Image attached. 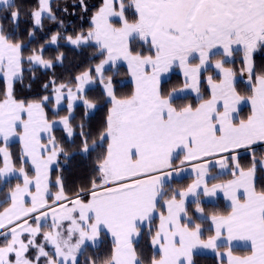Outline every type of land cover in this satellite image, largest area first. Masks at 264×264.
Masks as SVG:
<instances>
[{"label": "snow or ice", "instance_id": "snow-or-ice-1", "mask_svg": "<svg viewBox=\"0 0 264 264\" xmlns=\"http://www.w3.org/2000/svg\"><path fill=\"white\" fill-rule=\"evenodd\" d=\"M79 3L87 11L84 0ZM38 4L30 13L33 29L42 27L45 15L56 19L51 0H38ZM0 5L8 10L5 18L13 24L11 31L0 24V77L6 85L0 99V140L4 145L0 146V180L6 182L14 176L22 179V183H17L0 201V237L3 238L0 264H41L42 260L44 264H80L79 257L85 246H99L102 228L111 234L114 244L103 264H142L133 238L139 234V224H150L158 197L165 195V180L180 171L172 163L176 148L185 152L181 166L188 161L204 162L195 165L197 178L186 190H178L164 201L167 215L160 214L159 227L151 240L152 245L159 246V256L153 257L149 264H195L194 250L198 247L216 249L224 229L228 241L234 238L251 241L249 255L233 256L229 250L228 264H264V190L256 189L257 161L253 154L251 166L244 168L233 155L238 149L264 142V73L256 74L252 62L254 51L264 46V0H130L127 6L124 0H103L92 16V27L87 33L65 37L77 47L95 42L98 54L105 58L95 65L94 71L112 105L101 133V140L107 138L109 143L97 162V176L90 193L79 192L75 198L65 194L61 177L54 182L50 180V167L57 156L62 153L67 156L57 146L51 131L62 122L69 138L76 134L70 124L72 101L92 82L93 69L74 78L77 95L64 84L53 88L57 105L64 99L67 88L69 115L59 121L50 122L46 116L44 103L50 99L48 96L38 101L17 100L13 84L17 79L22 81L25 62L30 66L28 71L31 66L50 69L54 64L43 58L44 46L25 57L26 45L14 38L20 10L14 8V0H0ZM128 8L135 10L136 18L131 22L125 15ZM113 18L118 19V25L113 24ZM34 34V30H29L30 37ZM137 38L147 43L154 54L134 52L131 41ZM58 39L59 34H53L50 43L56 44ZM234 45L242 46L250 96L243 97L237 92L235 73L224 67L223 60H216L214 65L222 78L218 82L211 76L207 78L210 99L201 100L196 106L173 107L175 92L162 94L160 75L174 63L179 64L184 76L191 81L185 87L199 93V74L211 63L212 50L220 46L223 55L231 57ZM197 54L199 63L190 65L189 61L197 58ZM63 58L64 54L60 53L55 59L62 63ZM121 59L127 61L135 89L131 96L118 99L112 78L105 80L104 69L105 65ZM50 83L54 85L55 81ZM47 87L45 84L44 88ZM244 99L251 102V113L236 122L233 113ZM220 102L223 111L219 110ZM83 103L86 109L96 107L86 99ZM24 114L27 119L22 118ZM18 124L23 128L22 133L16 131ZM78 127L83 144L80 151L87 154L96 144L89 145L90 133L84 131L83 123ZM41 132L49 134L48 145L41 144ZM14 135L19 136L22 143L19 169L7 147L9 138ZM215 157H220L216 163L222 169L229 166V159L233 162L234 178L209 188L205 177L209 160ZM28 160L35 172L33 176L23 166ZM53 183L58 188L54 194L50 191ZM201 186L205 196L223 188L232 201V211L227 216L210 217L215 235L206 240L201 239V224L187 215L184 200L190 194L194 196L195 211L203 213L197 192ZM240 189H243V201L237 195ZM82 194H90V199L85 202ZM177 195L180 200L176 199ZM5 204L7 206H3ZM182 214L185 223H181ZM45 225L49 230L42 231ZM38 236L43 237L40 243H37ZM33 251L35 255H30ZM86 264H96V261L88 259Z\"/></svg>", "mask_w": 264, "mask_h": 264}, {"label": "trees", "instance_id": "trees-1", "mask_svg": "<svg viewBox=\"0 0 264 264\" xmlns=\"http://www.w3.org/2000/svg\"><path fill=\"white\" fill-rule=\"evenodd\" d=\"M103 0H84V6L87 11L80 6L79 0H51L52 12L56 19H50L48 16H44L42 19V27L33 29V20L30 13L39 7L38 0H14V8L20 10L19 27L15 29V39L23 42L26 47L24 49V55L27 57L32 53L34 49L39 50L41 46H44L42 55L45 58L53 61L54 66L50 69H42L38 66H31V71H28L29 65L27 62L24 64L25 71L23 72L22 81L17 79L13 84L14 96L17 100H23L25 102L38 101L44 96H48L50 99L44 103V111L48 120L60 118L69 114L68 106L62 105L54 111L51 108L53 102V95L55 92L53 88L64 84L67 88H76L75 77L80 75L88 69L91 71L93 85L87 87L81 94V98L73 103V110L71 113L70 124L74 129L75 135L70 140L64 133V129L61 127H54L52 130V136H54L58 142L60 148L66 151L77 150L70 156L65 157L60 154V160L57 165L51 169V181L54 182L59 176L63 180L65 194L71 198L76 196L79 192H86L91 189L92 181L97 176L96 165L107 148L108 139L101 140V133L106 127V117L108 111L111 108L109 98L106 96V92L98 79L95 78L94 66L98 64L104 56L98 54V48L92 42L88 45H82L80 47L70 45L65 39L66 36H75L78 33H87L92 27L91 19L93 14L102 5ZM127 6L130 0H124ZM67 9V11H64ZM7 9L2 6L0 8V24L5 27L6 31H11L13 28L12 21L6 19ZM134 8H128L125 12L126 17L131 22L136 17L134 14ZM29 30H34V36H29ZM59 34V39L56 44H47L50 41L53 34ZM131 47L134 52H140L143 55L154 54L149 50L147 43L140 41L138 38L131 41ZM64 54L62 63L56 61L57 55ZM243 54L241 50L233 51V58L230 60H224V66L231 68L235 73V87L237 92L241 96H250V85L245 83L239 78V74L243 65ZM222 58L221 53H213L210 56L212 60H220ZM195 61L194 59L191 60ZM252 62L254 64L256 74L264 73V46H258L252 55ZM213 67H207L201 72L202 79L200 81V88L204 90V94L199 98H193L192 94H186L182 96H176L172 98V105L174 107H182L187 104L196 106L201 100L208 98L209 90L207 87L206 77L210 75L213 80H219L221 75L214 71ZM33 75L35 79H33ZM104 77L112 78V87L115 90V95L118 99L126 98L132 95L134 91V84L129 76V70L125 64H119L116 67L106 68L104 70ZM54 80L53 85L50 81ZM47 84V89L44 85ZM30 85V87H29ZM183 85L182 76L176 67L173 68L169 78L160 83L161 91L164 96H167L173 89ZM5 81L0 77V99H3L5 91ZM65 88L64 90H67ZM89 100L93 102L96 107L93 109H86L83 101ZM242 113H245V107ZM87 112V115H86ZM83 123L85 125L84 131L90 133L88 136V143L92 145L96 144L94 150L89 151L87 154H82L81 149L83 147L81 136L79 135L80 128L78 125ZM49 138V137H48ZM45 139V138H43ZM1 144V142H0ZM14 165L21 167V144L18 141H12L7 144ZM257 156L256 161L258 163L259 150L255 149L253 152H249L246 155V162L241 163V166L246 168L252 164V155ZM177 158L175 159V163ZM2 166V163H0ZM23 166L27 167V163ZM28 174L32 173L29 168L26 170ZM256 176V189L257 191L264 190V173L261 168L257 167ZM191 177L186 176L180 179H174L170 183L164 185L165 195L160 198L157 204L158 216H156L150 224L141 226L139 229L138 237L133 241L137 254L142 261V264H149L153 257L158 258L159 252L154 250L151 240L156 230V225L161 213L164 212V200L170 198L174 192L178 190H184L189 185ZM18 178H12L10 183L20 182ZM99 181H97L98 183ZM52 190L57 187L50 184ZM90 194H84L82 199H88ZM178 196V195H177ZM51 202V197L49 198ZM200 207L203 209V213H197L195 211V201L189 202L186 205L187 215L191 217L196 223H200L202 227L201 239L206 240L209 236H212L213 230L210 225V217L212 215H226L230 212V207L225 204L221 198L210 201H199ZM186 220L183 218L182 223ZM151 228V232L149 231ZM3 243V238L0 237V244ZM114 244L112 240L102 232V239L99 246L93 248L86 246L82 250V254L79 257L80 264H86L88 259L95 260L96 264H103V261L110 257ZM240 254L247 252V249H236ZM30 255H34L32 252ZM195 264H225L215 254L211 253H199L194 254Z\"/></svg>", "mask_w": 264, "mask_h": 264}, {"label": "crops", "instance_id": "crops-1", "mask_svg": "<svg viewBox=\"0 0 264 264\" xmlns=\"http://www.w3.org/2000/svg\"><path fill=\"white\" fill-rule=\"evenodd\" d=\"M220 48L221 47L218 46L217 48H215L213 50L214 51H216V50L217 51H222ZM126 66L128 68V65H126ZM128 70H129V68H128ZM129 74L131 76L132 82L134 84V89H135V81H134V78L131 75L130 70H129ZM221 78H222V76H221ZM241 78H242V80L245 83L249 84L247 77H244V78L241 77ZM219 80H214V81L218 82ZM207 83H208V81H207ZM210 98H211V88L209 89V96H208V98L203 99V100H207V99H210ZM244 107H245V113L244 112L242 113V110H244L243 109ZM219 110L220 111H223L222 102H220V104H219ZM250 113H251V102L249 100H247V99H244V100H241L239 102V104L236 106V111L233 113V117H234V120L236 122H238V118L246 119L247 116ZM261 145H263V147L260 148V149H257V150H259V154H260L259 157H258L257 167L259 166L261 168V164H264V142H257L251 148H241V149H238L235 153H233V155H236L237 156L240 164L242 162L245 163L246 162L245 161L246 160V155L245 154H247L251 150H254L253 149L254 147H258V146H261ZM181 154L185 155V152H184V150L182 148H176V149L173 150L172 163H173L174 168L179 167L180 168V171L178 173L173 172V175L170 178H168V179L165 180L164 185L170 183L174 179H180V178H183V177H186V176H189V177L192 178V180L190 181L189 185L192 184L196 180L197 174H196L195 165L200 164V163H203L204 161H188V162H185L181 166L180 165V161L183 160L184 158H182L179 162H176L175 163L176 157L179 156V155H181ZM225 155H227V154H225ZM219 158L220 157H215V158H211L209 160L208 173H207V176L205 177L206 183H207V185H208L209 188H211L213 184H223V183H226L227 181L232 180L234 178L233 175H232V173H233L232 163L233 162L229 159V161H228L229 166L222 169L220 167V165L218 163H216V161ZM251 158L253 159V155H252ZM256 158H257V156H255V159ZM246 168H248V167H246ZM261 170L264 173V168H261ZM256 176H257V172H256ZM188 186H187V188H188ZM186 189H184V190H186ZM197 192L199 193V195H203V186H201L200 188H198L197 189ZM237 195H238L239 199L241 201H243V199H244L243 189L238 190ZM160 198L161 197H158L157 204H158V201L160 200ZM193 198H195V197L192 196L191 194L189 196H187V197L184 198V200H185V207H186L187 203L193 201L192 200ZM205 198H207V200H209V201L210 200H215L217 198H221L225 202V204L230 207V212L232 211V201H231V199L228 196L225 195V192H224V189L223 188H218L216 190V192H215L214 195L205 196ZM176 199L177 200H180L181 197L180 196H177ZM165 200H167V199H165ZM157 204H156V208L154 209V211L152 213V219H154L156 216H158ZM163 214L164 215H167V207H166L165 203H164V212H163ZM228 214H226V215H219V216H227ZM182 219H183V214H182ZM182 219H181V223H182ZM159 223H160V219H158L157 229L159 227ZM210 225H211L212 230H213L212 235H215V226L212 224L211 220H210ZM138 226H140V224ZM106 234H107V236L113 242V238H112L111 234L109 232H107ZM137 237H138V235L133 238V241ZM227 237H228L227 230L224 229V230H222L221 236L217 240L218 247L216 249H211V248H207L206 249V248H203V247H198L197 249L194 250V254H199V253H205V254L211 253V254H215L225 264H228L227 252L229 250H231L233 256H241V257H243V256L249 255L251 253V241L250 240L240 239V238H234L233 240L228 241V238ZM156 247L158 248V252H159V246L156 245ZM236 249H247V252L244 253V254H240L238 251H236ZM220 253H223L224 254L223 257H221L219 255Z\"/></svg>", "mask_w": 264, "mask_h": 264}, {"label": "rangeland", "instance_id": "rangeland-1", "mask_svg": "<svg viewBox=\"0 0 264 264\" xmlns=\"http://www.w3.org/2000/svg\"><path fill=\"white\" fill-rule=\"evenodd\" d=\"M2 6H3V5H0V8H1ZM117 10H118V8H117ZM45 16H46V15H45ZM112 22H113V24H116V25L119 24V21H118V19H116V18H113ZM67 42H68V41H67ZM91 42H92L93 44H95L94 41H91ZM68 43H69V42H68ZM47 44H52V43H50V41H49V42H47ZM69 44H70V43H69ZM70 45H71V44H70ZM233 48H234V50H235V49H240V50L242 51V46L234 45ZM220 49H221L222 51H217V50H216V52H215L214 50H212V52H214V53H217V52H220V53H221L222 58H220V60H223V61H224V60L227 59V58H233V55H232L231 57H225V56L223 55V49H222V47H221ZM212 54H213V53H212ZM242 54H243V51H242ZM43 58L46 59V60H49L48 58H45L44 56H43ZM104 58H105V57H104ZM104 58H103V59H104ZM242 58H243V57H242ZM191 60H192V59H191ZM191 60L189 61V64H190V65H196V64H198V63H199L198 54H197V58H194L195 61H192V62H191ZM210 60H211V59H210ZM215 61H216V60H213V59H212L210 64L205 65V66L201 69L200 74H199V84H198V87H199V93H197L196 90L193 89V88H186V87H185V85H186V84H190L191 81H190L189 79H187V78L184 76V70L179 66L178 63H174V64L169 68V70H168L167 72H163V73H161V75H160V83H161L162 81L166 80L167 78H169L171 72L173 71V68L176 67V69H178L179 73H180L181 76H182L183 85L177 87L175 90L173 89V90L170 92V93L175 92V94L173 95L172 98H174V97H176V96H182V95H186V94H192V95H193V98H196V99H197V98H199L200 96H202V95L204 94V90L200 88V85H201L200 81H201V79H202V76H201L202 74H201V72L204 71L207 67H213V68L215 69L214 71L219 73V70L216 69V68L214 67V65H215ZM119 64H126V65H128V64H127V61L121 59V60H117V61L115 62V64L105 65V69H106V68H109V67L114 68V67H116V66L119 65ZM96 65H97V64H96ZM38 67H39V66H38ZM94 67H95V66H94ZM224 67H226V66H224ZM40 68H42V67H40ZM42 69H44V68H42ZM105 69H104V70H105ZM148 71L150 72L151 69H149ZM94 73H95V78L98 79L99 83H100V84L102 85V87L104 88L103 84L101 83L100 79L98 78L97 73H96L95 71H94ZM129 75H130V74H129ZM209 76H210V75H208V76L206 77V80H207V78H208ZM239 76H241V77H243V78H244V77H247V78H248V83H249V77H248V73H247V71L245 70L244 61H243V65H242V68H241V71H240ZM1 78H2V77H1ZM130 78H131V76H130ZM105 80H106V79H105ZM131 80H132V79H131ZM93 82H94V80L92 79V82H91L90 84L85 85L84 90H85L87 87L93 85ZM59 86H60V85H59ZM59 86H56V87H59ZM207 87H208V90H209V89H210V86H209L208 83H207ZM75 89H76V88L72 89V90H73V95H77ZM82 93H83V92H82ZM82 93L79 94V96H78L77 99H75V100L72 101V104L75 103V102H77V101L81 98V94H82ZM55 96H56V93L53 95V98H54V99H53V102H52V104H51V108H52L54 111H56L58 108L62 107V105H66V106H68L69 100L67 99V90H64V99H62V100L60 101V104H59V105H57V103H56ZM243 97H247V96H243ZM79 101H80V100H79ZM172 106H173V105H172ZM173 107H174V106H173ZM68 115H69V114H68ZM62 117H64V116H62ZM22 118H23V119H27L26 114H24ZM60 118H61V117H60ZM60 118L52 119V120H49V121H50V122L53 121V120L59 121ZM240 119H243V118H238V121H239ZM54 127H61V128H63V124H62V122H61V123L56 124ZM54 127H53V128H54ZM53 128H52V130H53ZM63 129H64V128H63ZM16 131H17V133H22V132H23V128H22V126H20V125L18 124ZM64 133H65V135H66L65 130H64ZM51 134H52V131H51ZM66 136H67V135H66ZM48 137H49V134H48V133L41 132V133H40V142H41V144L48 145V143H49V138H48ZM43 138H45V139H43ZM67 138H69V137L67 136ZM69 139L71 140L72 137L69 138ZM55 140H56V138H55ZM12 141H18V142L21 144V148H22V143H21V141H20V139H19V136L14 135V136L10 137L8 143H10V142H12ZM0 142H1L0 146H4V145H3V141L0 140ZM108 143H109V140L107 141V144H108ZM56 144H57V146L60 148V146L58 145L57 140H56ZM8 149H9V148H8ZM9 151H10V150H9ZM76 151H77V150L66 151V152H64V153H67V156H66L65 154H64V155H65V157H68V156H70L72 153H74V152H76ZM46 154H47V153H46ZM176 158H177V162H179L182 158H184V155L181 154V155L177 156ZM59 160H60V156L58 155L56 161H55V162L51 165V167H50V180H51V169H52L54 166H58L57 163H58ZM15 167H16L17 169H19V167H17V166H15ZM24 167H25L26 170L29 169V168L32 170V173L29 174L30 176L35 175V172H34V169H33L32 165H31L30 160H28V162H27V167H26V166H24ZM58 167H59V166H58ZM12 178H18V177H15V176H14V177H12ZM12 178L8 179L6 182L0 180V201H3V200L5 199L6 194H7V193H8V192H9V191H10V190H11V189H12L17 183H22V179H21V178H18V179L21 180L20 182L10 183V180H11ZM32 190L34 191L35 189L33 188ZM50 191H51V193L54 194L56 191H58V188L52 190L51 187H50ZM72 198H75V197H72ZM26 199L30 200V198H27V197H26ZM81 199H82V198H81ZM89 199H90V196H89L88 199H82V200H84L85 202H87ZM192 200L195 201L196 198H193ZM199 201H209V200H207V198H205L204 195H199ZM3 206H7V205L5 204V205H3ZM30 222H31V221H30ZM50 223H51V220H50V218H49V220H48V224H50ZM146 224H148V223H141L140 226H138V228H140L141 226L146 225ZM157 224H158V222H157ZM47 230H49V228L47 227V225H45V226L42 228V231H47ZM156 230H157V225H156ZM156 230H155V232H156ZM139 231H140V229H139ZM102 232H104V233L106 234V233H107V230H106V229H103V228L101 229V232H100V242H101V239H102ZM155 232H154L153 236L155 235ZM24 238L27 239V236H25ZM42 240H43V237H42V236H38V237H37V243H40ZM88 244L90 245L91 242H88ZM152 246H153L154 250L158 251V248L156 247V245H155V246L152 245ZM85 247H86V246H85ZM85 247H84V248H85ZM84 248H83V249H84ZM32 253L35 255L34 251H33ZM41 264H44V261H43V260L41 261Z\"/></svg>", "mask_w": 264, "mask_h": 264}]
</instances>
